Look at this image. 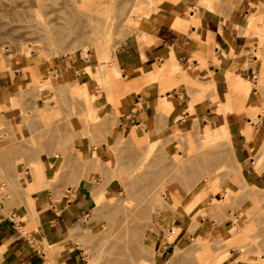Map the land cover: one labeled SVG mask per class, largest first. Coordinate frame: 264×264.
Here are the masks:
<instances>
[{"label": "rangeland", "instance_id": "1", "mask_svg": "<svg viewBox=\"0 0 264 264\" xmlns=\"http://www.w3.org/2000/svg\"><path fill=\"white\" fill-rule=\"evenodd\" d=\"M141 1L133 16L115 23L108 33L87 28L82 21V28L72 44L68 42L70 39L59 44L35 41L33 36L24 35V30L18 26L24 24L26 18L31 23L40 17L56 18L63 25L64 22L68 25V21L74 23L65 9H85L79 6V0L14 1L30 5L29 9L15 7L10 11L9 15L16 20L14 28L0 30V75L8 74L12 82L11 86L0 89V199L25 210L23 215L17 213L13 218L17 228L29 235L36 227L35 199L49 198L55 202L61 195L71 194L69 187L90 182L87 197L90 200L92 195L93 203L87 215L67 229H72L73 236L61 246L43 238L35 242L51 263L59 258L63 246H74L79 264H86L87 250L105 244V250L109 251H104L96 264H112L115 259L118 260L113 264H154L153 242L160 230L169 246L158 258L161 259L159 264L170 261L169 264H199V246L192 242L199 234L209 242L206 257L218 256V264H264V71L261 68L264 11L257 14L258 26L245 31L256 35L258 40L253 48L256 61L251 82L246 81L237 88L234 85L237 77H233L229 93L222 97L220 109L215 112L223 119L224 127H219L218 133L205 141L201 133L203 126L197 123L191 128L194 130L191 136L186 134L190 130H185L153 141L154 137L146 133L142 137L135 127L129 134L117 132L122 116L139 107L141 101L147 98L157 101L159 96L158 112L163 114L160 100L168 99V94L173 96V86L179 85L186 87L188 107L193 112L200 100L210 96L212 86L206 82L205 73L198 72L196 76V71L190 68L175 72L170 67V59L147 73L140 67L129 73L118 70L114 53L123 41L136 40L158 22L178 26L177 16L171 15L174 0ZM64 30L63 36H67L69 33ZM85 66L92 71L93 78L99 77L100 84L96 82L99 85L94 87L103 101L91 113L86 112L84 103H89L87 94L93 85L89 84ZM42 77H49L47 87L41 83ZM95 79L91 83H95ZM76 91L80 99L72 98ZM229 112L240 120L237 127H227L225 116ZM248 121L256 126L255 136L253 129L251 132L244 129L250 125ZM240 135L251 148L252 163L248 162L244 168L235 158L233 142ZM251 140L256 141L255 147L253 141L250 144ZM104 145L112 150V160L95 161L93 148ZM88 147H91L90 152H87ZM84 150L87 151L84 153ZM61 167H65L64 170ZM251 168L261 173L260 184L250 181L247 171ZM111 176L114 178L109 180ZM108 183L116 184V190L107 192ZM196 185H200L199 190L186 196ZM169 186L172 197L164 195L163 200H157L158 188L166 193ZM195 195L199 197L194 198ZM109 202L115 203L114 209H108ZM213 205L216 206L212 210ZM176 209L183 211L184 220L173 219ZM124 222L131 224L126 225L128 230ZM233 222L245 225V233L235 230ZM192 223L195 226L192 227ZM119 237L126 246L120 247L121 242L117 245ZM132 245L143 248L146 254L141 251L135 256L131 252ZM119 249L126 253L123 256L126 260L119 255L123 253L115 254ZM180 250L188 252L187 256ZM2 251L3 246L0 247V264H8L1 256ZM176 252L178 255L173 256ZM175 257L177 259H171Z\"/></svg>", "mask_w": 264, "mask_h": 264}, {"label": "crops", "instance_id": "2", "mask_svg": "<svg viewBox=\"0 0 264 264\" xmlns=\"http://www.w3.org/2000/svg\"><path fill=\"white\" fill-rule=\"evenodd\" d=\"M257 8L264 10V0H174L171 15L177 16L178 26H172L166 21L158 22L145 31L147 34L140 35L136 40L123 41L114 53L118 70L129 73L140 67L141 70L146 69L143 72L147 73L170 59V67L175 72L180 68H190L196 71V76H199L198 72L205 73L206 82L212 86V90L210 96L200 100L192 112L188 107L186 87L173 86L174 95L168 94V99L164 97L160 100L161 104L164 100L169 106L167 114L160 115L158 112L160 96L157 101L147 98L135 110L122 116L117 132L129 134L131 128L135 127L142 137L146 133V136L154 137L155 141L170 137L173 133L190 130L197 123L203 126L201 133L204 141L218 133L217 129L224 127V123L215 112L220 109L222 97L229 93L230 80L237 77L234 82L237 88L246 81L251 82L256 61L253 48L258 40L256 35L250 32L246 34L245 31H251V26H258L259 17L255 23L251 21ZM245 19L246 21H242ZM262 26L264 34V23ZM10 79L8 74L0 75V89L11 86ZM225 120L229 128L237 127L240 121L232 117L230 112L226 114ZM243 138L240 135L233 142L236 145L235 158L244 168L248 162L252 163V157L251 148L246 146ZM255 146L256 141H253V147ZM90 151L91 147H88L87 152ZM92 151L95 161L112 160V150L105 145L93 148ZM247 174L251 182H260L261 173L251 168ZM116 188V184L108 183L105 190L113 192ZM68 189L71 194L61 195L55 202L49 198L34 200L36 227L31 229L29 235L17 228L13 218L17 213L23 215L25 210L0 199V247L3 246L1 256L4 262L79 264L77 254L73 252L74 246H63L59 251V258L51 263L46 259L45 252L35 244L43 238L57 245L67 229L87 215L88 207L93 203V196L91 195L90 200L87 197L91 189L90 182ZM163 237L164 232L159 230L154 238V264L160 263L161 259L158 258L169 246V242L164 241Z\"/></svg>", "mask_w": 264, "mask_h": 264}, {"label": "bare ground", "instance_id": "3", "mask_svg": "<svg viewBox=\"0 0 264 264\" xmlns=\"http://www.w3.org/2000/svg\"><path fill=\"white\" fill-rule=\"evenodd\" d=\"M15 0H0V30H3V31H6V30H8V29H11V28H14L13 27V22H14V18L13 17H11L10 15H9V13H10V11H12L13 9H15V7H19L20 9L22 8L23 10L24 9H27V7L30 5V4H28V3H22V4H16L15 2H14ZM21 1H23V0H21ZM79 2H80V5L79 6H84V8L85 9H83V10H81V8H83V7H78V8H76V10H69V8L68 9H65L66 10V13H68L69 15L68 16H71L70 18L71 19H74L76 22H74V23H71L70 21H68V25H65L66 24V22H64V25L61 23H59V20H56V18H55V20L52 18L51 20L50 19H43V18H34L33 20H32V22L30 23V22H28V20H27V18H26V20L25 19H22L21 17V19L22 20H25V23L24 24H22V25H20V26H18L19 25V23H18V29H21V30H24V35L26 34L27 36L29 35V36H33L35 39V41L37 40V41H39V42H45V43H48V44H59V43H61V42H66V41H68V39H70L68 42L70 43V44H72V42L75 40V38H76V36L78 35V30H81V28H82V21L83 22H85V24H86V26H87V28H91V27H93L95 30H97V31H100L101 33H108L109 31H111L112 29H113V26L115 25V23H120V22H122V21H124L125 19H127L129 16H133L135 13H136V11H137V9L140 7V5H141V3H142V1L141 0H79ZM14 3L16 4V5H14ZM21 3V2H20ZM36 3V2H35ZM39 4V3H38ZM32 7V6H31ZM36 7L38 8L39 6H37L36 5ZM36 7H33V9H37ZM42 7V6H41ZM51 8H52V6H51ZM54 9L56 8V7H53ZM20 9H16V11H21ZM28 9H29V7H28ZM32 9V8H31ZM53 9V10H54ZM58 9V8H57ZM56 9V10H57ZM59 9H61V7L59 8ZM52 9H50V11H51ZM29 11V10H28ZM59 11V10H58ZM58 11H53V12H58ZM264 10L263 9H260V8H257L256 9V12L251 16V21L252 22H256V19H257V14H259V13H261V12H263ZM15 12V11H14ZM21 12H23V11H21ZM33 12V11H32ZM16 13V12H15ZM12 15V14H11ZM29 15V14H28ZM16 16V15H15ZM22 16V15H21ZM23 17V16H22ZM117 17H119L118 19H117ZM16 18V17H15ZM29 18H31L30 16H29ZM33 18V17H32ZM117 19V20H116ZM150 19V18H149ZM16 21V20H15ZM31 21V20H30ZM22 22V21H21ZM16 26V25H15ZM64 29H67V33H69V34H67V36H63V32L65 31ZM12 30V29H11ZM14 30H16V28L14 29ZM64 30V31H63ZM23 33V32H22ZM72 34H74L73 35V39H71L70 38V36L72 35ZM1 35V34H0ZM196 39H197V37H196ZM33 40V39H32ZM200 40V39H199ZM24 41H25V39H24ZM197 43H198V41H196ZM69 44V45H70ZM199 44H201V43H199ZM30 49V48H29ZM31 50V49H30ZM30 52V51H29ZM72 52V51H71ZM2 53V52H1ZM4 55V54H3ZM2 55V56H3ZM72 55H73V53H72ZM4 57V56H3ZM263 67V69H264V62H262V66H261V68ZM262 69V71H264ZM85 73L87 74V77H88V80H89V78H90V80H89V84H93V85H91L90 87L91 88H89L90 89V92L87 94V96H88V98H89V103H87V102H84L86 105H87V109H86V112L87 113H91V112H93L94 110H95V107L98 105V104H100L101 102H103L102 101V97L97 93L98 91H96V89H95V87H94V85H99L100 84V81H99V77H96V79L95 78H93L92 76H91V74H92V71L89 69V67L88 66H85ZM259 76V75H258ZM260 79L263 77V75L261 76V73H260ZM47 78H49V77H46L45 79H43V77L41 78L42 79V84H44L43 86H46L47 87V85L46 84H48L49 83V81L50 80H47ZM93 79H95L96 81H94L95 83H91L92 82V80ZM262 80V79H261ZM96 82H99V84L97 83L96 84ZM41 84V85H42ZM79 92H77L76 91V93H75V95H74V97H72V98H77V99H80L81 97V95H79L78 94ZM162 112H163V114H167L168 112H169V106H167L166 105V103H165V101L163 100L162 101ZM248 124H250V125H246L245 127H244V129H246V131L247 132H251L252 131V129L254 130V134H253V136H255V134L257 133L256 132V130L257 129H255L256 128V126L254 125V124H251V121L250 122H248ZM255 127V128H254ZM259 130H261L260 128H259ZM194 131V130H193ZM193 131H192V129H190V131H188L186 134H190V136L193 134ZM263 131V133H264V130H262ZM254 139V138H253ZM252 141V140H251ZM151 144H154V142L153 143H151ZM210 148H211V146H210ZM209 148V149H210ZM213 148V147H212ZM211 148V149H212ZM211 149H210V151H211ZM213 150V149H212ZM207 152H208V150H207ZM212 155V154H211ZM208 155H206L205 157H207ZM65 159V158H64ZM64 159H63V162H65L64 161ZM66 160V159H65ZM200 161V160H199ZM62 162V163H63ZM67 163V162H66ZM237 164V163H236ZM62 165V164H61ZM64 166H65V164H63ZM124 165V164H123ZM238 167H239V164H238ZM65 168V167H64ZM64 168H62L61 167V169H63L64 170ZM57 169H58V166H56V168L54 169V170H56L57 171ZM60 169V168H59ZM62 171V170H61ZM60 171V172H61ZM57 175H59V174H57ZM114 178V176H111L110 178H109V180H111V179H113ZM170 178H168V180H169ZM49 180V179H48ZM108 180V181H109ZM199 186L200 185H196V186H192L193 188H190V191H188V192H186V196L187 195H190L191 193H193L195 190H199L198 188H199ZM215 190H216V187H214V186H212ZM212 187H211V191L213 190L212 189ZM145 190V189H144ZM130 191V190H129ZM158 192L156 193V199L157 200H163V198H164V195H166V197H168V198H171L172 197V188L169 186L168 187V192H164L162 189H159L158 188V190H157ZM131 192V191H130ZM213 192H214V190H213ZM143 193V192H142ZM215 193V192H214ZM214 196V200L216 201L217 200V198H216V196L215 195H213ZM198 198L199 197V195H195L194 196V198ZM248 198V197H247ZM95 200H96V204L97 205H99L100 204V200H99V198L98 197H96L95 198ZM114 202H116L115 200H113ZM114 202H109V204L107 205V207H108V209H114L113 207H115L116 205H115V203ZM32 205V204H31ZM216 205H213V207L211 208L212 210H213V208L215 207ZM118 208V207H117ZM170 209H172V207H170ZM173 210V209H172ZM217 212V211H216ZM218 213V212H217ZM12 215V214H11ZM13 216V215H12ZM124 216V215H123ZM115 217H117V216H115ZM172 217H174L173 219H179V220H184L185 219V214L183 213V211L182 210H180V209H176V210H174V212H173V216ZM34 218H35V215H34ZM120 219H121V217H119ZM125 218V217H124ZM164 218V217H163ZM123 219V218H122ZM121 219V220H122ZM126 219V218H125ZM125 219H123V220H125ZM130 219V218H129ZM110 220V219H109ZM108 220V221H109ZM113 220V219H112ZM234 221V220H233ZM117 222V221H116ZM133 222V221H132ZM114 223H115V220H114ZM119 223V222H118ZM121 223V222H120ZM119 223V224H120ZM125 223V222H124ZM123 223V224H124ZM126 223H128V221L126 220ZM124 224L125 226L126 225H131V224ZM130 223V222H129ZM194 223V222H193ZM193 223L191 224V226L193 225ZM116 224V223H115ZM122 224V225H123ZM197 224H199V223H197ZM235 225V230H238L239 232H242V233H245V229H247L246 227H245V225L243 226V225H238V224H236V222H233V226ZM116 226V225H115ZM118 226H120V225H118ZM193 226H195V225H193ZM192 226V227H193ZM127 227V226H126ZM189 227V226H188ZM123 228V227H122ZM121 228V229H122ZM128 228L129 227H127V230H128ZM195 228V227H194ZM120 229V228H119ZM133 229V228H132ZM171 229H172V227H171ZM115 231V230H114ZM124 231H126V230H124ZM133 231V230H132ZM126 232H128V231H126ZM168 232V231H167ZM114 233V232H113ZM117 233H118V231H117ZM123 233H125V232H123ZM109 234V233H108ZM121 234V233H120ZM119 235V234H118ZM73 236V232H72V229H69L68 231H67V233L63 236V238L61 239V241L57 244L58 246H61V245H63V244H65L66 243V240L67 239H69V238H71ZM96 236V235H95ZM94 235H93V237H95ZM108 235H106V238L108 239V237H107ZM128 236V235H127ZM126 236V237H127ZM92 237V238H93ZM125 237V236H124ZM120 238V237H119ZM117 239V238H114V239H117L116 241L118 242V240H119V242L117 243V245H119V243L120 244H122L120 247H122V246H126V245H124V243H123V240L121 241V238L120 239ZM114 239H111V240H114ZM97 240V239H96ZM108 240H110V238L108 239ZM127 239L125 238V241H126ZM133 240V239H132ZM164 240V239H163ZM92 241V240H91ZM139 241V240H138ZM111 242V241H110ZM109 242V244H112V243H110ZM142 242V241H141ZM193 243L195 242V244H197L199 247V249L197 250V251H200L199 253H197V254H199L198 256L200 257H198V259H199V264H205L206 262H208L209 264H218V262H219V258H218V256H214V257H212V258H210L209 257V259L206 257V251L207 250H210L209 249V242L207 241V240H203V237L202 236H200V234H199V236H197V239L195 238V240H193L192 241ZM56 243V242H55ZM130 243V242H129ZM129 243H125V244H129ZM137 243V242H136ZM109 244H107L108 246H110ZM115 244V243H114ZM92 245V244H91ZM105 244H103V245H100L99 247H97V246H94V248H91V249H88L87 251V254H86V264H96V261H97V259H99V257L101 256V254L102 253H104V251H106L105 250V246H104ZM144 244H142V246H143ZM89 246V245H88ZM114 246H116V245H114ZM130 246V245H129ZM192 246V245H191ZM90 247V246H89ZM132 247V250H131V252L133 253V254H135V256L136 255H140L141 254V251H143V253L144 254H146L145 252H144V250H143V248H142V250L141 249H139V247H137V246H131ZM196 247V246H195ZM53 248V247H52ZM85 248H87V247H85ZM109 248H111V246L109 247ZM116 248V247H115ZM118 248H119V246H118ZM129 248V247H128ZM188 248V247H187ZM121 249V248H120ZM120 249H119V251L118 252H116L115 254L116 255H118L119 253H123L124 251H120ZM125 249V248H124ZM174 249V248H173ZM196 249H197V247H196ZM108 250V249H107ZM126 250H128L127 249V247H126ZM130 250V249H129ZM129 250H128V252H129ZM184 250H189V249H185L184 248ZM109 251V250H108ZM108 251H106V252H108ZM180 251H182V250H180ZM105 252V253H106ZM130 252V253H131ZM182 252H185L186 254V256H187V253L188 252H186V251H182ZM191 252V251H190ZM111 253H112V251H111ZM142 253V254H143ZM192 253V252H191ZM113 254H114V251H113ZM114 254V255H115ZM124 254L126 255V253H123V254H119L122 258L121 259H124V260H126L123 256H124ZM182 254V253H181ZM201 254V255H200ZM113 255V256H114ZM175 255H178L177 254V252L175 253V254H173V256H175ZM191 255V254H190ZM204 257H203V256ZM119 256V257H120ZM183 256V255H182ZM182 256H181V258H182ZM197 256V255H196ZM117 256H115L114 258H116ZM118 257V258H119ZM127 257V256H126ZM130 257H131V255H130ZM170 257H172V256H170ZM188 257H189V255H188ZM132 258V257H131ZM184 258V257H183ZM183 258H182V260H183ZM191 258H193V257H191ZM195 259H196V257H194ZM101 259V258H100ZM108 259V258H107ZM120 259V258H119ZM172 260L173 259H177L176 257L175 258H171ZM180 259V258H179ZM194 259V260H195ZM103 260V259H102ZM115 260H118V259H115ZM115 260L113 261V263L115 262ZM182 260L180 259V261L182 262ZM169 261H170V259H169ZM168 261V262H169ZM186 261V260H185ZM196 261H197V259H196ZM103 262H105L104 260H103ZM125 262V261H124ZM171 262V261H170ZM169 262V263H170ZM195 262V261H194ZM107 263V262H106ZM112 263V264H113ZM120 263V262H119ZM126 263V262H125ZM167 263V262H166ZM168 263V264H169ZM174 263V262H173ZM208 263H206V264H208ZM108 264H110V263H108ZM128 264V263H127ZM179 264V263H178ZM181 264H183V263H181ZM187 264V263H186ZM192 264H193V262H192Z\"/></svg>", "mask_w": 264, "mask_h": 264}]
</instances>
